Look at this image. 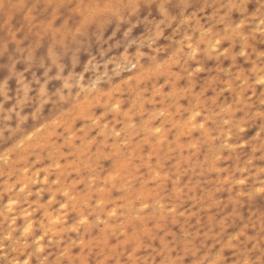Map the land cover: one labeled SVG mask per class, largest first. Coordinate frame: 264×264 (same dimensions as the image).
I'll use <instances>...</instances> for the list:
<instances>
[{"label":"rangeland","instance_id":"rangeland-1","mask_svg":"<svg viewBox=\"0 0 264 264\" xmlns=\"http://www.w3.org/2000/svg\"><path fill=\"white\" fill-rule=\"evenodd\" d=\"M32 23L45 33L35 52L42 58L51 46L45 14L16 8L11 24L26 25L20 36ZM133 33L140 36L138 29ZM123 39V32L109 28L74 69L54 67L59 78L46 93H72L73 103L45 104L23 135L0 144V225L26 227L27 220L41 226L38 251L50 253L54 264H143L145 238L166 248L167 236L186 230L202 242L223 241L226 252L241 238L256 246L264 193L252 190L235 161L264 148L262 129L255 122L244 129L247 143L231 146L233 161L200 156L196 138L207 130L188 108L184 89L169 85L158 70L138 73L131 63L139 68L142 57L136 46H122ZM31 40L28 34L25 45ZM154 78L160 83H150ZM10 84L14 96L16 83ZM164 227L171 232L153 240Z\"/></svg>","mask_w":264,"mask_h":264},{"label":"clouds","instance_id":"clouds-1","mask_svg":"<svg viewBox=\"0 0 264 264\" xmlns=\"http://www.w3.org/2000/svg\"><path fill=\"white\" fill-rule=\"evenodd\" d=\"M21 6L30 14H45L51 46L42 58L35 55L45 36L40 26L32 23L20 36L26 25L11 24ZM109 28L124 33L122 46H136L142 60L139 68L135 61L131 66L138 73L158 70L169 85L184 89L188 108L202 117L207 130L196 138L200 156L233 161L231 146L240 149L247 143L241 133L253 122L264 141V0H0V144L23 135L45 104L73 103L72 93H46L49 82L59 78L53 68L59 66L61 73L74 69L80 55L103 41ZM133 29L140 31L139 37ZM28 34L32 40L25 45ZM19 64L25 65L23 70ZM105 76L115 83L109 73ZM11 81L16 83L14 96ZM150 83L159 84L160 78ZM4 160L0 155V164ZM235 165L253 191L264 193V148ZM218 166L223 169L224 164ZM228 171L235 179L231 164ZM25 224L0 225V264H54L50 253L38 251L41 226ZM186 231L167 236L166 248L145 238L149 251L139 254L146 257L143 264H264V219L259 233H252L256 246L241 238L231 252L224 250L223 241L202 242ZM164 232L171 229L154 232L152 239L159 240ZM119 264L129 262L121 259Z\"/></svg>","mask_w":264,"mask_h":264}]
</instances>
